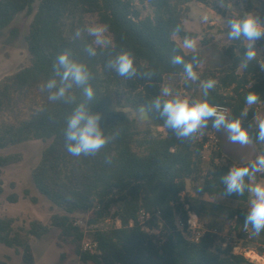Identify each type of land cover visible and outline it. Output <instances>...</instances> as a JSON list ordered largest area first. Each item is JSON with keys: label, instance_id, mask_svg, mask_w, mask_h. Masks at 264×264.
Listing matches in <instances>:
<instances>
[{"label": "trees", "instance_id": "trees-1", "mask_svg": "<svg viewBox=\"0 0 264 264\" xmlns=\"http://www.w3.org/2000/svg\"><path fill=\"white\" fill-rule=\"evenodd\" d=\"M190 2L207 4L206 0H0V32L17 15L33 13L26 37L30 65L0 85V98L11 89L42 87L53 76L57 55L67 49L91 73L95 99L89 104L90 111L101 114L106 135L118 133L116 140L95 157L69 155L64 136L67 118L84 99L82 90L75 86L70 90L74 101L51 102L48 92L42 91L43 102L28 119L0 126V150L30 140L48 142L30 173V183L63 212L53 214L49 226L33 221L27 230L20 231L13 228L11 219H0V243L20 254L23 264L34 262L29 237L41 239L51 228L59 230L63 242L71 240L77 245V264H253L233 253L235 245L264 255V232L253 235L250 227H244L247 194H223L220 177L239 164L225 159L220 150L211 151V169L203 173L202 149L205 135L213 130L211 122L203 136L180 141L163 126L160 114L150 109L165 77L182 78L185 91L200 88L198 99L203 98L201 81L212 78L216 87L210 91V102L229 107L230 118L242 119L247 111L242 126L248 129L257 154L264 152V142L256 140L258 129L252 122L256 105L245 104L248 92L257 93L264 103V68L257 60L246 69L241 67L246 51L243 40H232L226 50L231 64L217 75L204 71L199 80L186 81L183 66L170 62L175 49V54L183 55L186 61L196 55L199 67L202 63L197 51L185 53L176 41L184 35L196 38L183 26L185 5ZM146 9L150 12L144 14ZM87 15L109 26L112 41L107 48L97 47L94 56L84 50L91 37L84 34L74 39V31L85 27ZM176 25L182 31L173 38L171 32ZM236 47L238 52L234 51ZM122 51L135 55L136 77L123 78L107 67L108 60ZM144 72L155 74L149 79L142 75ZM141 106L150 109L145 112L147 128L142 130L126 111L138 112ZM108 156H113L111 165L104 162ZM18 161L16 155L0 156V168ZM187 181L192 195L186 196ZM24 195H28L26 190ZM216 198L236 203L225 209V218L231 221L226 239L219 235V206L213 202ZM189 212H195L199 221L206 220L198 243L185 240L179 228L186 229ZM77 213L88 215L87 236L96 245L94 252L82 251L79 246L83 229L72 218ZM141 213L148 215L144 227ZM108 219L112 221L110 226L105 224ZM0 264L7 263L0 260Z\"/></svg>", "mask_w": 264, "mask_h": 264}, {"label": "rangeland", "instance_id": "rangeland-1", "mask_svg": "<svg viewBox=\"0 0 264 264\" xmlns=\"http://www.w3.org/2000/svg\"><path fill=\"white\" fill-rule=\"evenodd\" d=\"M206 2V5L197 2H190L185 5L186 12L183 19L184 29L196 34L198 43L197 51L200 52L202 56V63L198 73L199 76H201L204 71L217 75L226 70L231 64V61L226 56V50L233 44L232 40L229 39L227 35L228 29L225 26V21L227 19L233 16H243L246 12H254L261 19H264V0H206ZM221 4H223V7L220 6ZM35 7L36 5L34 8ZM149 12L150 11L146 9L144 14ZM32 16L33 13L28 14L23 12L15 17L8 28L0 32V85L5 83L8 78L13 77L22 68L30 65L31 58L27 51L26 37L29 32ZM205 16L207 20L203 19ZM84 21L85 26L99 24L93 15H87ZM176 41L180 45L181 39L176 38ZM245 43V41L242 42L244 48ZM259 43L264 45V40H260ZM183 51L188 53L185 50ZM234 51L238 52L237 47ZM240 73L241 70L238 69V74ZM182 82L183 79H180V77L168 76L164 78L161 88L168 85L172 87L174 92H179L181 96L198 99L200 88L196 90L190 89L182 93L180 90ZM41 88L40 85H36L25 90L11 89L6 97H1L0 126L16 125L28 119L30 114L38 109L43 102L44 97ZM126 111L131 118L135 119L141 130L147 128L145 114L141 115L139 112ZM245 118L246 116H243L241 120L244 121ZM260 119H264V103L255 106V115L252 122L256 125L257 121ZM211 132L218 140L217 146L212 147V149L221 151L223 142L219 138V133L215 130ZM210 133L207 134L210 135ZM207 134L205 136H208ZM47 145L48 142L30 140L0 150V156L16 155L19 157L17 163L0 168V219H11L13 223L12 226L16 231H20L21 228H23L22 230H27L30 223L33 221H38L49 226V219L53 214L60 215L63 213L60 209L52 206L30 183V173L37 165L42 150ZM211 145H215V143L212 142ZM202 150V159L203 156L205 157L203 159L204 173L211 169L209 155L210 152L214 150H205L204 148ZM255 152L253 159L259 155L256 149ZM221 153L223 155L222 151ZM223 157L229 159L228 157ZM232 161L234 160L232 159ZM234 163L238 164L236 161H234ZM256 180L258 182H264V176L257 174ZM25 190L28 192L27 196L24 195ZM185 195H192L189 181L186 183ZM10 198H16V201L10 202ZM205 200L209 199L205 197ZM213 202L219 206V210L217 211L219 216L216 220L220 228V238L226 239L231 221L225 218V209L233 208L236 203L223 198H216ZM72 218L76 225L83 229V238L79 243L82 250L83 240L90 241L87 236V229H90L87 227L88 215L77 213ZM145 220L146 219L140 218L142 225ZM205 221L204 218L201 219V221L198 219L201 226H203L202 224ZM111 222H109L108 219L105 224H109L110 226ZM116 225L118 226V222H116ZM98 226H100V224ZM59 234L60 232L58 229L51 228L49 233L41 239L29 237V243L34 258L33 264H77L78 260L74 255V250L77 245L71 240H68V243L63 242ZM243 250L244 249L240 250V252H243ZM234 252H238V250L236 249ZM250 254L253 255V253L247 251L245 257L252 258ZM0 260L5 261L7 264H23L20 254H17L14 249L7 248L1 243Z\"/></svg>", "mask_w": 264, "mask_h": 264}, {"label": "clouds", "instance_id": "clouds-1", "mask_svg": "<svg viewBox=\"0 0 264 264\" xmlns=\"http://www.w3.org/2000/svg\"><path fill=\"white\" fill-rule=\"evenodd\" d=\"M220 6L223 7V4ZM203 19L207 20V17L205 16ZM225 26L228 29L229 39L246 42V51L241 63V67L246 69L249 63L257 58V41L264 40V19L254 12H246L243 16H233L227 19ZM181 31L180 25L174 26L171 32L172 37H178ZM84 34L92 38L91 43L86 44L84 48L92 56L96 54L97 47L107 48L112 43L107 24L77 28L74 31V39H81ZM179 47L194 54L198 48L197 39L190 35H184ZM173 52L170 62L172 65L183 66L186 81L199 80L200 77L196 71L199 61L196 55L186 61L183 55L175 54V49ZM107 67L126 79L136 77L138 74L135 55L131 51H122L114 58L109 59ZM261 67L264 68V65ZM154 74V72L142 73L149 79ZM91 79L88 67L74 59L71 51L66 49L57 55L53 64V76L41 88L42 91L48 92V99L51 102L60 100L72 102L75 97L70 95V90L74 86L82 90L84 99L68 116L64 131L66 151L69 155L77 158L97 156L118 136V133L106 135L101 127V114L90 111L89 104L95 99V90L90 83ZM201 87L203 98L191 99L181 96L179 92H174L171 86L165 85L161 88L160 95L150 102V109H155L160 114L163 118V126L170 129L180 141L193 139L197 135L203 136L211 122L212 129L216 132L223 130L227 134L229 142L241 146L249 145L252 138L248 129L242 126V120L230 118L229 109L213 104L208 99L210 91L216 87V81L212 78L201 81ZM260 102V97L255 92H248L245 96V104L248 107ZM150 109L141 106L138 112L143 115ZM242 115L246 116L247 111ZM256 127L258 129L256 140L264 142V119L258 120ZM104 162L111 165L113 156L106 157ZM260 173H264V152L248 163L233 165L220 177V182L224 187V196L235 194L243 197L247 194L248 209L245 214L244 227L246 229L250 227L253 235L264 232V182L256 180L257 174ZM198 219L195 212H189L187 223L193 225L198 222Z\"/></svg>", "mask_w": 264, "mask_h": 264}, {"label": "built area", "instance_id": "built-area-1", "mask_svg": "<svg viewBox=\"0 0 264 264\" xmlns=\"http://www.w3.org/2000/svg\"><path fill=\"white\" fill-rule=\"evenodd\" d=\"M259 41H257L256 45H257V50H258V57H257V62L260 66L264 65V45L260 44ZM182 91V93H185V90L181 87L180 89ZM260 104V103H259ZM221 107L227 108L230 110V116H231V109L225 105H219ZM209 134V133H208ZM207 134V135H208ZM208 137V138H207ZM207 141L204 143L203 148L206 150L212 149V147H216L218 144V140L216 139V137L214 136V134H212V132L210 133V135L206 136ZM215 143V145H211V143ZM216 151V150H214ZM205 157L203 156V159ZM260 175L264 176V173H260ZM143 219H147L148 215L141 213V217ZM188 220V219H187ZM142 223V222H141ZM180 231L182 233V236L184 237L185 240L190 241L192 243H198L199 239L203 236L204 232H205V228L203 226H201L199 224V222L193 224V225H189L187 223L186 229H183L182 227H180ZM96 249V245L94 242L90 241H85L83 240L82 242V250L85 252H94ZM238 250V252H234V250ZM240 250H242L238 245H235L233 248V253L234 254H240L243 255L245 257L247 251L243 250V252ZM250 253H254L255 256L257 257V260H254L253 258H247L245 257L247 260H249L250 262H252L253 264H264V255H259L254 251H250Z\"/></svg>", "mask_w": 264, "mask_h": 264}, {"label": "crops", "instance_id": "crops-1", "mask_svg": "<svg viewBox=\"0 0 264 264\" xmlns=\"http://www.w3.org/2000/svg\"><path fill=\"white\" fill-rule=\"evenodd\" d=\"M188 53H191V52H188ZM198 53L200 54V52ZM217 133H219L218 134L219 138L223 142V148L221 149V151L223 152V156L228 157L231 160L233 159L238 164L248 163L255 156L256 152H255V149L252 143L246 146H241L239 144H233L229 142V140L227 139V134L224 133L223 130Z\"/></svg>", "mask_w": 264, "mask_h": 264}, {"label": "bare ground", "instance_id": "bare-ground-1", "mask_svg": "<svg viewBox=\"0 0 264 264\" xmlns=\"http://www.w3.org/2000/svg\"><path fill=\"white\" fill-rule=\"evenodd\" d=\"M251 255V254H250ZM252 256V258L254 259V260H257V257L255 256V254L253 253V255H251ZM250 256V257H251Z\"/></svg>", "mask_w": 264, "mask_h": 264}]
</instances>
